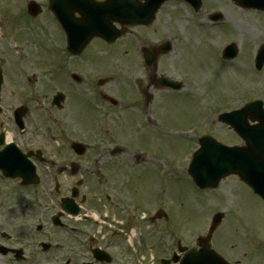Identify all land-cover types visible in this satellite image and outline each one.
Returning a JSON list of instances; mask_svg holds the SVG:
<instances>
[{"label":"flooded vegetation","instance_id":"1","mask_svg":"<svg viewBox=\"0 0 264 264\" xmlns=\"http://www.w3.org/2000/svg\"><path fill=\"white\" fill-rule=\"evenodd\" d=\"M27 2L28 0H6V31L4 39L0 40V150L5 149L11 158H19L21 163L31 161L39 166L45 160L44 132L39 130L41 112L37 105V92L41 87L32 86L26 76H6L11 61L7 59L8 53L14 51L16 55L23 56L30 51L26 35L35 29L33 21L37 17L28 15ZM48 19L50 25L47 28L53 29L51 34L55 42L61 44L63 34L59 26L52 15ZM154 23L155 21L148 25L128 27L127 35L134 39V43H130L131 47L123 52L131 51L132 58H127L126 63L121 64L122 69L118 72L119 85L101 82L104 77V63L101 58L90 57L92 48L89 44L78 56L72 55L78 62L72 65V77L76 80L74 83L79 87L86 86L87 101L92 107V111L91 107H79L78 114L85 115L91 111L103 117L114 115L119 118V115L120 126L129 119L134 123L125 127L138 126L140 130L147 132L157 124L155 115H166V97L171 90L158 86L159 81L153 66L146 64L142 56L143 46L157 42ZM94 40L102 43L98 38ZM166 56H158L157 71L161 62L167 60ZM135 67L140 71L137 72ZM33 79L36 83V76ZM74 98L72 95V99ZM214 123L211 120L209 124ZM132 133L135 134V129ZM142 134L138 131L133 138L136 142L125 145L99 142L95 147H87L83 154L64 150L60 159L65 164L75 163L72 185L63 191L57 183L56 195H31V200L25 202L23 207L16 206L15 211L21 209L28 217L22 225L35 232L31 231L27 237H14V233L6 229L0 230V257L15 263H132L136 258L135 246H140L141 243V227H145L144 233L152 239L148 246L155 247L158 223L164 226L165 231L160 236L164 238L162 246L173 253V241L168 240L172 235V215L166 208L171 196L163 195V200V197L157 198L154 195L159 191L170 192L171 182L168 179H156L162 178L164 171L150 166L155 160L152 153L156 146L148 154L151 143ZM77 182H81L80 187H76ZM75 188L77 194L70 195ZM22 196L24 199L27 195ZM156 200H163L164 203L163 210L159 213L155 207ZM8 207L2 206V209L6 210ZM151 208L153 212L148 213ZM214 213L215 210L211 211L210 216ZM228 215H224L223 222ZM8 216V225L12 226L11 221L16 219L9 214ZM237 216L239 214L229 215L228 229L219 235L217 243L215 237L221 224L211 236V246L225 257L215 245L231 241L230 230L236 226L233 227L232 220H236ZM30 220L36 222L29 224ZM205 230L196 236L195 245L187 244L186 247L199 248L198 238L206 233ZM237 262L236 260L235 263Z\"/></svg>","mask_w":264,"mask_h":264},{"label":"rangeland","instance_id":"2","mask_svg":"<svg viewBox=\"0 0 264 264\" xmlns=\"http://www.w3.org/2000/svg\"><path fill=\"white\" fill-rule=\"evenodd\" d=\"M1 7L2 3L0 2V16L4 11ZM202 8L199 14H195L182 1H169L158 12L155 23L156 40L160 41L168 36L173 42V50L167 55V60L161 62L159 70L184 83L180 92L173 93V95H179L169 96L168 104L166 97L165 110L167 114L164 117H159V121L165 126L164 135L161 134L160 138L153 139L160 149H154L152 157L155 161L151 167L155 168L158 165L164 167V175L162 178L156 179L163 181L168 179L171 182V193L163 192L165 196H171L169 204L166 206L172 215L170 221L172 229L170 234L172 235L168 237V240L172 239L173 248L178 241L183 245H194L196 236L203 233L207 227L210 212L224 210L227 215L235 213L239 216L236 217V220H232L233 227L236 226L230 230L231 241L216 244L219 235L221 236L224 230L228 229L227 225L230 224L229 215L226 216L227 222L226 220L222 222L219 232L216 234L215 246L229 260H237L245 264H264L263 200L247 185L232 176L221 180L214 189L199 192L186 173L187 163L197 146L196 139L204 133L212 134L225 144L240 143V139L226 125L217 121L213 125H208L209 121L206 120L204 126L197 124L198 128L196 129L198 116L206 114L208 119L214 118L217 113L240 107L247 101L256 98H261L264 101V69L261 71L250 69V60L254 52L252 43L264 39V14L241 10L230 0H203ZM216 10L224 11L225 19L222 22L212 23L206 16L209 12ZM248 26H253L252 30L247 29ZM130 38H132L130 35L125 36L127 41H130ZM235 39L240 52L237 54L238 57L236 56L237 58L231 61H223L219 48ZM0 40L3 39L0 38ZM97 43L100 46L103 45L100 42ZM118 44L121 43H117L116 50H103L98 53L104 67H107L104 69L109 72L121 70V64H125L128 58V54L123 56L122 51H117ZM30 48L29 53L23 56L16 55L14 51L8 53L7 59L11 61H9L6 72L7 77L12 74L15 77L20 75L21 77H30L31 85H43L48 89L50 86L52 87L50 90H54L55 87L46 80L49 73L46 70L48 67L45 65L43 55L40 53L43 51L60 57L54 63L55 83L59 85L65 82L66 71L64 69L70 63L66 52L50 48L40 50L41 46L38 44H31ZM126 50L123 49V51ZM108 60L110 64H108ZM135 70L140 71L136 67ZM33 76L37 77L36 83L33 82ZM118 82V77L115 76L110 83L119 85ZM56 89L64 90L67 95L65 105L61 109L50 108L49 98L43 97L40 90L37 92V105L42 112L40 113L39 130L44 132L46 156L54 157L57 163H61L60 154H63V147L66 148V144H69L72 139L90 137L92 127H96L95 124L98 125V128L101 127L99 131L104 135L103 143L123 145L131 142L127 137L129 135L128 128L119 125L121 121L119 115V118L113 115L101 119L98 117L97 122L81 118L75 115V103L71 102L66 91L69 92L68 85H62ZM95 133L98 134V130ZM150 134L156 136L155 131ZM96 138L97 136L93 139ZM39 174L41 176L40 185L26 189L27 196L24 199L22 198V195H25L24 191L18 192L17 190L13 193L10 191L13 185V189L16 188L15 183L4 185L1 191L3 195H19V197L7 201L0 198V202L3 201L2 206L9 205L6 210L0 207V230L6 229L8 232L14 233V237L29 236V233L34 230H27L25 225H22L28 217L23 214L24 211L21 209L15 211L17 209L15 204L19 203L20 205L31 200V195H48V189L52 190L56 180L63 191L72 185V176L69 173H58L56 167L53 168L48 163L40 165ZM163 200L162 202L156 200L155 207L157 208L159 205L163 207ZM150 210L148 213L153 212V208ZM8 214L16 219V221H11L12 226L8 225ZM35 222L36 220H30L28 223L34 224ZM144 229V226L141 227V243L137 248L134 262H125L124 264H158L157 257L164 255L165 249L162 246L164 238H160L165 233L164 226L161 223L157 224L155 247L148 246L152 239L148 238L149 235L144 233ZM232 241L236 244L231 245ZM0 264L49 263H15L0 257Z\"/></svg>","mask_w":264,"mask_h":264},{"label":"water","instance_id":"3","mask_svg":"<svg viewBox=\"0 0 264 264\" xmlns=\"http://www.w3.org/2000/svg\"><path fill=\"white\" fill-rule=\"evenodd\" d=\"M234 1L243 6L264 8V0ZM112 6L118 7L117 4ZM106 14L93 17V20L104 23L103 18L105 19ZM109 16H111L110 13L107 17L110 18ZM108 36L112 38L111 34H108ZM228 49H231V46ZM256 61L260 68L264 61V54H258ZM219 118L237 132L243 139V144L240 146H227L217 142L210 136L202 137L199 140L200 147L193 154L188 172L194 182L201 188L215 187L221 178L234 174L264 200V110L261 107V102L248 103L239 110L222 113ZM249 121L253 123L251 124ZM31 176L30 182H32ZM220 217V213L213 217L210 232L218 225ZM204 254L209 257L205 256L200 261L193 256L202 257L204 256L203 252L191 253L186 257H182L179 264H227L213 251ZM174 260L176 259L174 258ZM164 262L168 263V261Z\"/></svg>","mask_w":264,"mask_h":264}]
</instances>
